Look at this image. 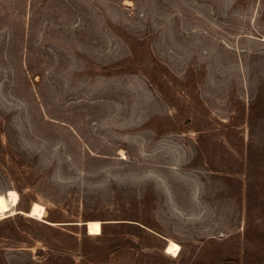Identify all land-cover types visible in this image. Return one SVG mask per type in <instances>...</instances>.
Masks as SVG:
<instances>
[{
	"label": "rangeland",
	"instance_id": "374dc122",
	"mask_svg": "<svg viewBox=\"0 0 264 264\" xmlns=\"http://www.w3.org/2000/svg\"><path fill=\"white\" fill-rule=\"evenodd\" d=\"M0 264H264V0H0Z\"/></svg>",
	"mask_w": 264,
	"mask_h": 264
},
{
	"label": "bare ground",
	"instance_id": "6f19581e",
	"mask_svg": "<svg viewBox=\"0 0 264 264\" xmlns=\"http://www.w3.org/2000/svg\"><path fill=\"white\" fill-rule=\"evenodd\" d=\"M19 199V194L14 189H9L6 193V203L7 206L10 208H14ZM16 210H12L11 213H14ZM28 215L32 218H42L45 213V208L43 205L34 202L31 204L29 211L27 212ZM86 228L88 234L90 235H98L101 233V222L98 220H89L86 222ZM180 246L172 241L169 240L165 246V253H173L178 254Z\"/></svg>",
	"mask_w": 264,
	"mask_h": 264
},
{
	"label": "trees",
	"instance_id": "16d2710c",
	"mask_svg": "<svg viewBox=\"0 0 264 264\" xmlns=\"http://www.w3.org/2000/svg\"><path fill=\"white\" fill-rule=\"evenodd\" d=\"M101 234L105 236V233L104 232H102Z\"/></svg>",
	"mask_w": 264,
	"mask_h": 264
},
{
	"label": "water",
	"instance_id": "95a60500",
	"mask_svg": "<svg viewBox=\"0 0 264 264\" xmlns=\"http://www.w3.org/2000/svg\"><path fill=\"white\" fill-rule=\"evenodd\" d=\"M84 225H86V223H84Z\"/></svg>",
	"mask_w": 264,
	"mask_h": 264
}]
</instances>
